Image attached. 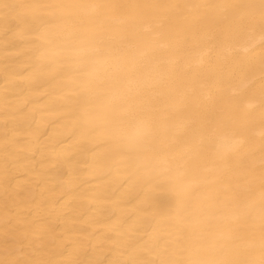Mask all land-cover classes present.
<instances>
[{
	"label": "bare ground",
	"instance_id": "obj_1",
	"mask_svg": "<svg viewBox=\"0 0 264 264\" xmlns=\"http://www.w3.org/2000/svg\"><path fill=\"white\" fill-rule=\"evenodd\" d=\"M0 264H264V0H0Z\"/></svg>",
	"mask_w": 264,
	"mask_h": 264
},
{
	"label": "clouds",
	"instance_id": "obj_2",
	"mask_svg": "<svg viewBox=\"0 0 264 264\" xmlns=\"http://www.w3.org/2000/svg\"><path fill=\"white\" fill-rule=\"evenodd\" d=\"M113 131L120 137L122 144L132 151H140L142 159L137 160L138 171H143V159L150 157L148 149L153 143V137L148 126L142 122L130 123L123 128L113 126Z\"/></svg>",
	"mask_w": 264,
	"mask_h": 264
}]
</instances>
